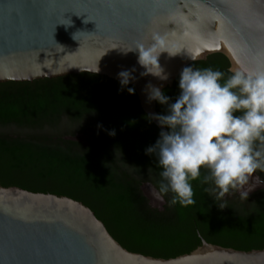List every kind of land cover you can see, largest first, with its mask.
<instances>
[{"label": "water", "instance_id": "obj_1", "mask_svg": "<svg viewBox=\"0 0 264 264\" xmlns=\"http://www.w3.org/2000/svg\"><path fill=\"white\" fill-rule=\"evenodd\" d=\"M69 18L71 25L59 24ZM156 32L168 33L175 50L183 49L161 54L166 81L141 75L138 52L120 49L149 44ZM218 53L229 59L230 70L237 62L250 68L264 63V0H0V84L81 73L120 82L118 74L135 67L129 85L150 117L159 112L158 101L149 100V83L165 90L184 67ZM78 139L88 142L85 135ZM151 186L143 185L144 194L163 207ZM0 264H264V249L238 250L202 238L191 253L157 258L123 247L81 201L0 186Z\"/></svg>", "mask_w": 264, "mask_h": 264}, {"label": "trees", "instance_id": "obj_2", "mask_svg": "<svg viewBox=\"0 0 264 264\" xmlns=\"http://www.w3.org/2000/svg\"><path fill=\"white\" fill-rule=\"evenodd\" d=\"M193 64L219 69L225 79L231 74L223 54ZM179 80L164 90L173 102ZM129 88L91 73L0 84V186L81 201L123 247L157 258L191 253L202 238L238 250L264 249V185L248 199L232 191L217 200L205 191L211 185L198 179L192 182L195 204L170 205L171 192L163 209L150 203L143 185L157 184L161 169L146 149L161 130ZM157 109L167 112L159 102Z\"/></svg>", "mask_w": 264, "mask_h": 264}, {"label": "clouds", "instance_id": "obj_3", "mask_svg": "<svg viewBox=\"0 0 264 264\" xmlns=\"http://www.w3.org/2000/svg\"><path fill=\"white\" fill-rule=\"evenodd\" d=\"M59 24L71 25L72 20ZM120 49L125 54L138 52V62L145 69L141 75L152 74L162 81L169 74L161 65V54L175 56L183 50H175L177 44L169 34L159 32L149 44ZM135 71L133 67L118 74L122 86L136 79ZM230 72L225 79L219 69L194 64L184 67L181 91L174 102L162 86L147 85L149 100L167 106L166 114H150L161 126L159 138L146 149L147 154L155 155L161 169L160 180L151 186L156 200L164 201L171 192L170 205L195 204L192 182L198 179L211 185L205 191L216 193L217 200L236 190L248 199L255 188L264 185V180L254 176L257 170L264 172V63L250 68L237 62ZM165 126L170 130H164Z\"/></svg>", "mask_w": 264, "mask_h": 264}, {"label": "flooded vegetation", "instance_id": "obj_4", "mask_svg": "<svg viewBox=\"0 0 264 264\" xmlns=\"http://www.w3.org/2000/svg\"><path fill=\"white\" fill-rule=\"evenodd\" d=\"M252 194V193H251ZM164 205H165V199H164ZM160 209H163V207H160Z\"/></svg>", "mask_w": 264, "mask_h": 264}]
</instances>
